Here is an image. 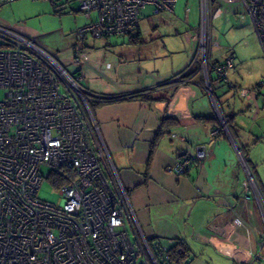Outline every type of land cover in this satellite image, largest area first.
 Instances as JSON below:
<instances>
[{"label": "built area", "instance_id": "2783aa9c", "mask_svg": "<svg viewBox=\"0 0 264 264\" xmlns=\"http://www.w3.org/2000/svg\"><path fill=\"white\" fill-rule=\"evenodd\" d=\"M13 1L0 0V4ZM44 1L55 5L56 0ZM76 1L79 11L87 16L94 12L95 19L71 32L73 71L63 68L56 55L35 39L0 24V264H161L159 255L169 248V242H149L132 221L128 192L103 142L95 140L97 128L80 84V67L87 36L133 34L143 9L151 6L156 12H173L178 0ZM187 1L196 2L200 9L189 67L199 62L209 92V77L230 88L227 75L235 66L233 56L219 62L210 58L211 48L218 43L212 37L213 7L251 24L264 51V0ZM262 86L264 79L253 91L261 94ZM206 156L205 147L196 146L168 171L183 175ZM44 167L47 173L41 171ZM247 175L254 188L255 179L248 169ZM53 177L63 182L53 184ZM43 179L59 189L60 205L36 197ZM241 223V217L234 215L232 224ZM262 246L259 243V250ZM259 258L257 251L254 260Z\"/></svg>", "mask_w": 264, "mask_h": 264}, {"label": "crops", "instance_id": "0c3cea01", "mask_svg": "<svg viewBox=\"0 0 264 264\" xmlns=\"http://www.w3.org/2000/svg\"><path fill=\"white\" fill-rule=\"evenodd\" d=\"M56 1L55 6L58 5ZM71 1L61 0L59 5L66 7L68 3L72 5ZM180 5L189 28L186 32L190 47L171 63L157 61L154 55L150 60H147L148 56H137L140 22L133 34L99 39L87 36L83 40L84 63L80 67L83 78L80 84L85 90L96 96L144 90L150 92L151 97H160V100H123L97 105L91 112L97 128L95 140L103 142L109 160L128 192L135 217L132 221L137 223L149 242L162 239L171 246L176 241H185L191 251L186 264H256L261 258L254 260L255 253L259 243H264V213L258 201L260 198L264 202V154H260L261 148L259 154L253 153L255 148L251 150L249 155L253 153V156L247 160L240 149L248 143L244 137L235 138L231 130L226 131L216 123H189L167 130L147 162L149 146L162 116L216 117L215 97L206 89L204 73L198 70L185 73L193 54V36L200 23V19L199 23L196 20L200 9L193 1L185 0ZM213 8L212 24L219 22L218 31L240 32L248 25L224 8L216 5ZM71 12L82 13L78 7H70ZM160 12L152 8V13ZM192 12L197 23L194 20L190 25ZM92 14L84 15L93 20ZM77 17L69 14L65 22L69 25L68 30L60 24L49 34L52 37L45 36L37 41L55 54L68 71H73V47L67 34L81 24ZM6 21L2 19L0 24L8 25ZM172 25V28L176 27L175 23ZM162 26L159 25L158 29ZM228 55H232L235 62V53ZM230 83L233 86L230 88H234L235 85ZM260 144L264 145V140ZM196 146H204L207 151L200 165L192 163L183 175L168 171V167L187 150ZM260 161L262 170L258 167ZM241 168L244 176L240 175ZM247 169L253 174L257 190L250 186ZM105 173L108 175L107 170ZM237 214L242 223L234 226L232 219Z\"/></svg>", "mask_w": 264, "mask_h": 264}, {"label": "rangeland", "instance_id": "374dc122", "mask_svg": "<svg viewBox=\"0 0 264 264\" xmlns=\"http://www.w3.org/2000/svg\"><path fill=\"white\" fill-rule=\"evenodd\" d=\"M60 1H56L58 4L55 6L56 9H54L50 2L44 0H15L10 3L0 4V21L6 19V23L8 24L6 26H13L36 41L45 36L52 37L49 34L54 32L53 30L59 27L60 24H63L66 29L69 26L65 23L69 14L74 17L78 16L77 20L81 23L78 27L90 21L84 13H69L70 7L77 9L78 3L76 0L71 1L72 5L70 3L66 4V7L59 5ZM184 2L185 0L177 1L173 14H166L163 11L158 14L152 13L151 6L143 9L140 21V41L137 43L136 48L139 58L148 56L147 60H150L154 55L157 61L165 60L166 63H171L175 59H178V57H181L188 46L190 47L189 35L186 32L189 28L188 24L184 22L185 15L180 5ZM168 15L170 16L168 17ZM91 18H95L94 12ZM194 20L195 16L192 12L191 16H189V24L191 25L190 22ZM196 20L199 23V14ZM174 23L176 27H173V29L171 26ZM163 24L165 27L162 26ZM159 25L162 26L160 29H158ZM213 27L212 37L215 40L220 39V43L216 40L218 44L213 46L210 51L213 61H221L231 52L235 53L236 56L235 66L228 76V80L235 85L234 88H229L226 82L209 78L211 93L217 102L215 99L213 101L219 111L218 114L217 110L214 109L215 114L218 124L224 130L230 131V127L235 138L240 135L248 140L246 146L240 149L247 157V160H250L254 152L259 154L258 150L260 148L262 149L260 154H264V145L260 144L264 140V137H262L264 135H261L264 134V103H262L264 102V95H262L264 94V86L261 88V94L253 91L255 85L261 79H264V51H262L254 29L249 23L240 32L236 30L229 31V29L224 32L222 30L218 31V21L213 22ZM75 29L69 30L67 34L71 44L73 43L71 32ZM55 35L57 36V34ZM195 70L203 72L198 61L190 66L185 73ZM183 76L187 75L183 74ZM2 94L3 91L0 90V98ZM235 148L237 149L236 145ZM253 149V153L249 155ZM233 153L237 157L234 150ZM261 165L262 162L260 161L258 167L260 166L262 170ZM41 171L47 173L48 169L44 167L41 168ZM240 175L244 176L242 168L240 169ZM254 189L257 190L256 185ZM36 197L55 206L60 205L62 202L59 189L53 186L47 179L42 180ZM259 200L262 207H264L262 199L259 198ZM257 251H259L261 259L256 264H264V246L260 250L258 247Z\"/></svg>", "mask_w": 264, "mask_h": 264}, {"label": "trees", "instance_id": "16d2710c", "mask_svg": "<svg viewBox=\"0 0 264 264\" xmlns=\"http://www.w3.org/2000/svg\"><path fill=\"white\" fill-rule=\"evenodd\" d=\"M55 6V5H53ZM56 9V7H54ZM210 76V75H209ZM210 78V77H209ZM211 81V79H210ZM211 85V84H210ZM87 94V104L92 112L93 109L102 103H108V102H117V101H123V100H141V101H149V99L153 100H160V97H151L150 92L146 93V91H136L128 94L123 95H111V96H96L90 93L89 91L85 90ZM189 123H216L218 125V119L216 117H205V116H182V117H176L173 115H164L160 119V124L158 127V130L152 139L150 146H149V154L147 162H150L152 154L154 150L159 145V142L161 138L167 134V130H169L171 127L174 126H181ZM229 127V125H228ZM229 130L230 127H229ZM57 182V183H56ZM63 180L58 177L52 178L53 184H60ZM190 248L186 244L185 241H176L173 245L169 246V248L161 255H159L160 263H167V264H174L179 261H186L190 256Z\"/></svg>", "mask_w": 264, "mask_h": 264}, {"label": "water", "instance_id": "95a60500", "mask_svg": "<svg viewBox=\"0 0 264 264\" xmlns=\"http://www.w3.org/2000/svg\"><path fill=\"white\" fill-rule=\"evenodd\" d=\"M238 150V152H240V150L239 149H237Z\"/></svg>", "mask_w": 264, "mask_h": 264}]
</instances>
